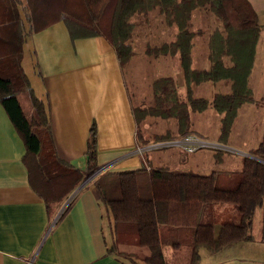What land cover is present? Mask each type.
Returning a JSON list of instances; mask_svg holds the SVG:
<instances>
[{"label": "trees", "instance_id": "obj_1", "mask_svg": "<svg viewBox=\"0 0 264 264\" xmlns=\"http://www.w3.org/2000/svg\"><path fill=\"white\" fill-rule=\"evenodd\" d=\"M197 9L207 10L219 20L208 33L207 68L193 66L195 38L203 34V30L191 28ZM154 10L168 25H175L176 34L172 40L147 45L145 52L155 57L179 56L187 99L180 98L174 77L155 78L154 102L134 106L139 137L143 139L141 122L149 116L177 120V133H156L155 143L193 134L191 114L214 108L221 114L217 141L228 144L240 107L256 102L250 79L264 25L249 0H0V102L25 143L23 161L29 184L45 201L50 216L57 203L101 169L97 130L93 126L90 131L85 169L59 155L46 102L34 92L22 65L23 43L34 32L63 20L72 38L105 35L125 67L134 55L130 41L133 17ZM221 80L229 82L231 91H219L212 97L193 94L195 85ZM25 91L32 106L31 117L19 98ZM214 154L221 163L223 151L218 148ZM93 179L110 218L111 252L132 262L136 253L128 245H136L148 251L144 257L148 264H172L166 260L162 244L179 249L188 241L189 264H200L202 248L217 252L230 242L254 238V216L264 204V139L233 173L215 169L203 174L144 164L138 169L104 170ZM227 205L237 206L239 222L222 216L219 223L216 217L202 220L206 207L226 212Z\"/></svg>", "mask_w": 264, "mask_h": 264}, {"label": "crops", "instance_id": "obj_2", "mask_svg": "<svg viewBox=\"0 0 264 264\" xmlns=\"http://www.w3.org/2000/svg\"><path fill=\"white\" fill-rule=\"evenodd\" d=\"M249 1L264 25V0ZM175 34L176 29L170 38L162 40H172ZM28 40L30 66L41 89L36 95L46 102L56 148L65 161L87 167L88 138L95 126L97 160L104 170L138 169L144 164L151 167L155 158L159 160L155 166L202 173L196 169L208 163L207 156L201 163L191 162L176 141L141 143L126 67L121 66L114 45L105 35L72 38L60 20L34 32ZM177 56H166V60H173L174 73L184 84ZM152 58L136 59L134 55L128 66L134 71L139 63L158 65L154 59H164ZM206 64L209 66V59ZM194 132L200 135L196 129ZM210 143L223 152L229 150L227 144ZM168 146L178 148L168 151L171 157L164 158L159 150ZM25 154V143L0 102V264H130L109 250L110 218L100 200L95 175L70 193V207L62 217L69 206L64 208L65 200L55 205L50 216L45 201L29 184ZM235 154H241L242 159L248 155L245 151ZM172 249L177 254L181 248ZM200 256V264H264V234L230 242L217 252L202 248Z\"/></svg>", "mask_w": 264, "mask_h": 264}, {"label": "rangeland", "instance_id": "obj_3", "mask_svg": "<svg viewBox=\"0 0 264 264\" xmlns=\"http://www.w3.org/2000/svg\"><path fill=\"white\" fill-rule=\"evenodd\" d=\"M202 11L204 10H195L191 19L192 29L203 30V34L196 36L195 46L193 48V66L197 68H205L208 66L206 64L208 61V33L216 25V22L219 23V20H216V18H214L209 11L208 14ZM133 21L135 26L130 41L134 49L136 59L145 57L153 59L152 57L154 56L146 54V46L166 41L162 40V38H170L171 33L174 29H176L175 25L170 26L165 22L164 16L161 15L158 10L151 11L146 15H136L133 17ZM153 38H155V41H153ZM29 47L30 44L27 37L23 43L24 57L22 65L31 81V84L33 83L32 87L34 92L36 93L37 91L38 94H41L39 80L30 66ZM160 58L164 59H154L158 65H153V63H139L133 67L134 71H132V69L128 66L130 61L125 66L129 87L137 107L143 106V104L149 105L154 102L152 83L155 78L163 76V74H172L170 76H174V79L177 82L180 98L182 100L187 99L186 85L181 84L177 75H175V64L173 60H166V56H160ZM250 84L253 87L256 102H247L240 107L229 136V143L227 144V146H229V150L223 152L225 163L216 162L214 153L218 148L214 146L201 147L194 151L185 152V156L191 157V162H193V160L200 162L204 156L208 157V163L200 162L202 165L200 164L198 167L199 169L194 167V170H202V173L211 172L212 169H218L224 171V173L236 172L241 168L240 159H242V156L241 154L235 153L237 151L238 153L245 151L249 155L250 152L264 139V28L258 43L257 55L251 74ZM219 91H231L230 84L227 80L204 82L199 85H195L193 94L198 97H212L215 92ZM141 97H144L145 101L141 99ZM19 98L27 116L31 117L32 106L28 92H22L19 95ZM204 111H206V114H202ZM191 121L193 128L200 132V135L197 132H194V134H198L199 137L201 136L207 141L217 143V136L220 133L221 128V114L217 110L214 108H208L203 111L193 112L191 114ZM141 123L140 132L142 133L144 140H150L149 143H155L153 135L156 133H165L167 130L177 133V120L173 117L161 118L149 116ZM177 148L178 147L175 146H168L159 150V154L164 158H167L168 156L171 157L172 154L168 151H173ZM152 162L153 164L150 163V165L155 166L159 160L154 158ZM221 216L236 222H239L240 220L238 208L235 205H227L226 212L216 206H208L205 208L202 220L208 222L213 220V217H216L218 221L217 223H219ZM252 230L256 236H262L264 234V204L256 211ZM108 233V236L112 240L110 232ZM188 243V241L184 242V245L177 254L172 253L173 249L170 244H165L164 249L166 250V258L168 261L172 264H189L188 254L190 253V246ZM119 244L122 245V242ZM128 248L134 250L136 253V257L134 256L135 260L132 262L137 264H148L144 260V257L148 254L146 249L140 248V250L136 245H128Z\"/></svg>", "mask_w": 264, "mask_h": 264}, {"label": "built area", "instance_id": "obj_4", "mask_svg": "<svg viewBox=\"0 0 264 264\" xmlns=\"http://www.w3.org/2000/svg\"><path fill=\"white\" fill-rule=\"evenodd\" d=\"M173 141H176V143L185 151H194V150H197L198 148L212 145L210 141H207L194 133L186 135L182 138H179ZM65 201L66 203L64 204L65 206L64 208H66V206L71 201L70 197H68Z\"/></svg>", "mask_w": 264, "mask_h": 264}, {"label": "water", "instance_id": "obj_5", "mask_svg": "<svg viewBox=\"0 0 264 264\" xmlns=\"http://www.w3.org/2000/svg\"><path fill=\"white\" fill-rule=\"evenodd\" d=\"M104 169H99L94 175L98 174L99 172L103 171Z\"/></svg>", "mask_w": 264, "mask_h": 264}]
</instances>
